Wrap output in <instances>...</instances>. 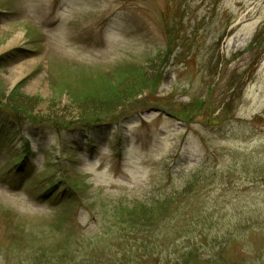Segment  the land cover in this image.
Instances as JSON below:
<instances>
[{"label":"rangeland","instance_id":"1","mask_svg":"<svg viewBox=\"0 0 264 264\" xmlns=\"http://www.w3.org/2000/svg\"><path fill=\"white\" fill-rule=\"evenodd\" d=\"M0 94V264H264V0H0Z\"/></svg>","mask_w":264,"mask_h":264},{"label":"trees","instance_id":"2","mask_svg":"<svg viewBox=\"0 0 264 264\" xmlns=\"http://www.w3.org/2000/svg\"><path fill=\"white\" fill-rule=\"evenodd\" d=\"M139 77V76H136ZM144 83V82H143ZM143 83H138L137 85H134V87L129 88L126 87L125 90L128 92V94H130L131 92H133L135 90L136 95L137 94H142V92L144 91L143 87ZM129 86V85H128ZM148 88H145V90H147ZM117 96H112L111 100L116 99ZM130 99V96H127L126 98L123 99V101L120 102H116L114 103V106L111 108V110L116 109L118 106H124L125 104H127V100ZM4 101L5 104H10L11 107L13 108H19L16 105L11 104V96L7 97L4 94H0V102ZM127 101V102H126ZM112 102V101H111ZM19 104V103H17ZM20 105V104H19ZM9 106V105H8ZM21 107H23V105H20ZM20 109V108H19ZM10 110V109H9ZM23 112V114L25 115H29L28 111L23 109V111H21V113ZM111 115L108 112V115H101V116H97L94 117V119H99L100 123L106 121L105 119L107 118V116ZM102 118V119H101ZM92 119L93 118H89ZM76 124V123H74ZM86 124V122H85ZM79 129H83V128H79ZM76 129L75 131L79 130ZM198 176V175H197ZM196 176V178H197ZM198 180H194L193 182H189L185 185V187L181 190H175L172 194L167 195L165 198L163 199H157L152 207H148L145 208L144 206L141 207H137L131 210H124L122 213L123 215H119L121 217V219L123 220L122 224L127 225L130 228H134L136 229L137 227L140 228V226H145L148 224V226L154 222L158 223L159 221L163 220V218L165 216H176L178 215V213L181 212L180 211H176V205H182L184 203H188V200H190L192 198V194L194 192V190L196 189V182ZM199 182V181H198ZM197 182V183H198ZM162 215V216H161ZM125 220V221H124ZM120 236H122V242L120 243L119 247H121V258L125 259L127 261H133L131 257H134V254H136L137 252V248L136 251L132 246H129V250L127 251V245L125 242H123L124 236L121 234ZM125 245V246H123ZM71 247V246H70ZM69 249H61L57 252V259L55 261V264H84L85 262H89L92 259H96V257L92 256L91 253L86 252L83 256H78L75 253V250H69ZM126 250V251H125ZM194 251H190L189 253H181L180 256H177L175 258L172 259L171 264H187L190 262V259H192V253ZM131 255V256H129ZM98 259H100V261H96L97 263L103 264V262H108L113 260V258H109V257H105V255L99 257ZM109 259V260H107ZM91 263H94L93 261H91Z\"/></svg>","mask_w":264,"mask_h":264},{"label":"bare ground","instance_id":"3","mask_svg":"<svg viewBox=\"0 0 264 264\" xmlns=\"http://www.w3.org/2000/svg\"><path fill=\"white\" fill-rule=\"evenodd\" d=\"M27 71V65L23 63V65L16 66L12 72H14L15 79H18L23 76V74Z\"/></svg>","mask_w":264,"mask_h":264}]
</instances>
